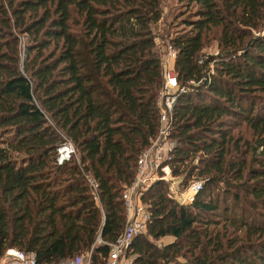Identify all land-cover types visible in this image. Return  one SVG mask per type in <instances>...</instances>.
Returning a JSON list of instances; mask_svg holds the SVG:
<instances>
[{"label": "trees", "instance_id": "1", "mask_svg": "<svg viewBox=\"0 0 264 264\" xmlns=\"http://www.w3.org/2000/svg\"><path fill=\"white\" fill-rule=\"evenodd\" d=\"M173 1L180 8L0 0V260L16 248L35 264L87 252L103 263L124 225L121 191L157 129L169 43L179 84L201 81L174 102L170 172L202 183L180 204L152 182L141 195L146 231L125 255L131 264H264V0ZM210 41L216 53L201 54ZM64 138L74 153L57 163ZM82 172L97 182V202ZM164 236L172 240L157 245Z\"/></svg>", "mask_w": 264, "mask_h": 264}, {"label": "built area", "instance_id": "2", "mask_svg": "<svg viewBox=\"0 0 264 264\" xmlns=\"http://www.w3.org/2000/svg\"><path fill=\"white\" fill-rule=\"evenodd\" d=\"M154 42L159 44L157 38H154ZM175 54L171 44L166 43L159 55L162 84L155 98L157 129L148 145L138 153L134 176L121 191L124 225L112 242L105 243L108 251L102 264H131V257L126 256L125 253L133 237L146 231L149 213L141 201V195L152 182L163 181L167 188V196L180 204L192 202L201 187V180L191 179L190 182L183 185L182 179L172 176L170 172L169 162L174 148V141L171 139L174 102L180 93L189 89V86L201 83V81L190 80L186 85L179 84L173 69ZM73 153L72 144L64 138L61 145L57 147V163L67 159ZM82 175L88 184L92 199L97 202V182L88 174L82 172ZM95 242L103 243L98 236ZM1 260L0 264H35L32 252L16 248L6 249ZM60 264H90V252L69 258Z\"/></svg>", "mask_w": 264, "mask_h": 264}, {"label": "rangeland", "instance_id": "3", "mask_svg": "<svg viewBox=\"0 0 264 264\" xmlns=\"http://www.w3.org/2000/svg\"><path fill=\"white\" fill-rule=\"evenodd\" d=\"M170 4H173L174 6H175V2L173 1V0H170ZM172 8L168 11V7H163V10H162V12H163V20H164V18L166 17L167 18V22L170 20V13L171 12H173L174 10H173V6H171ZM175 7H177V8H180V6L178 5V4H176V6ZM191 10L193 9L194 10V8H195V6H193V5H191ZM167 14V15H166ZM187 14V15H186ZM184 15H186V16H190V14H188V12L187 13H185ZM192 18H194V17H192ZM173 26V25H172ZM156 28H160V29H162L163 30V25L161 24V23H159V25L158 26H156ZM155 28V29H156ZM181 28V25H179V26H177V27H175V29H170L171 31H175V30H179ZM214 46H215V42L214 41H210V44H208V45H206L203 49H202V52H201V54H215L214 52H215V48H214ZM172 141H173V139H172ZM191 180V179H190ZM190 180L188 181V182H190ZM131 182V181H130ZM129 182V183H130ZM172 240V237L171 236H164V237H161V238H158L156 241H155V243L157 244V245H162V244H166V243H168V242H170ZM98 242V241H97ZM2 260H0V262H1ZM171 264H184V261H183V259L182 258H178L177 259V261L175 262V263H171Z\"/></svg>", "mask_w": 264, "mask_h": 264}]
</instances>
